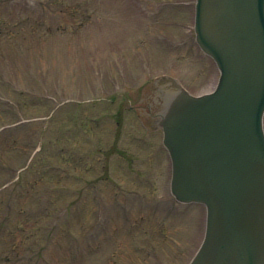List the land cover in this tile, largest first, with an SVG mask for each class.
I'll use <instances>...</instances> for the list:
<instances>
[{
	"label": "rangeland",
	"instance_id": "1",
	"mask_svg": "<svg viewBox=\"0 0 264 264\" xmlns=\"http://www.w3.org/2000/svg\"><path fill=\"white\" fill-rule=\"evenodd\" d=\"M193 15L194 0H0L1 263H188L205 209L175 206L162 152L138 149L154 133L127 106L144 108L161 74L214 88ZM114 137L134 161L105 158ZM168 199L170 214L155 206Z\"/></svg>",
	"mask_w": 264,
	"mask_h": 264
},
{
	"label": "water",
	"instance_id": "2",
	"mask_svg": "<svg viewBox=\"0 0 264 264\" xmlns=\"http://www.w3.org/2000/svg\"><path fill=\"white\" fill-rule=\"evenodd\" d=\"M194 29L218 82L178 89L160 121L172 194L206 207L188 264H264V0H196Z\"/></svg>",
	"mask_w": 264,
	"mask_h": 264
},
{
	"label": "flooded vegetation",
	"instance_id": "3",
	"mask_svg": "<svg viewBox=\"0 0 264 264\" xmlns=\"http://www.w3.org/2000/svg\"><path fill=\"white\" fill-rule=\"evenodd\" d=\"M135 115L137 117H143L147 120V126L151 129H156V120H157V110L152 109V107L147 106V108H136L134 109ZM159 130V129H158Z\"/></svg>",
	"mask_w": 264,
	"mask_h": 264
},
{
	"label": "trees",
	"instance_id": "4",
	"mask_svg": "<svg viewBox=\"0 0 264 264\" xmlns=\"http://www.w3.org/2000/svg\"><path fill=\"white\" fill-rule=\"evenodd\" d=\"M0 23H1V21H0ZM3 26H0V32L2 31L3 32V30H1V28H2ZM1 34V33H0ZM3 35V34H2ZM1 36V35H0ZM3 261V262H7L8 261V259L6 258V257H4V256H0V261ZM1 263V264H5V263Z\"/></svg>",
	"mask_w": 264,
	"mask_h": 264
}]
</instances>
